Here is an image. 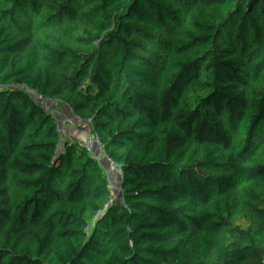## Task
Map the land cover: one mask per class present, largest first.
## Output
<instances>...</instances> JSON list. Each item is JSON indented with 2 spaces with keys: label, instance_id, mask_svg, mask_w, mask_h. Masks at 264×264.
Masks as SVG:
<instances>
[{
  "label": "trees",
  "instance_id": "trees-1",
  "mask_svg": "<svg viewBox=\"0 0 264 264\" xmlns=\"http://www.w3.org/2000/svg\"><path fill=\"white\" fill-rule=\"evenodd\" d=\"M48 1L115 23L111 0ZM123 3L178 14L205 87L264 114V0ZM91 25L0 0V228L46 264H264V123L194 90L172 30L128 37L100 112L113 53Z\"/></svg>",
  "mask_w": 264,
  "mask_h": 264
},
{
  "label": "built area",
  "instance_id": "built-area-1",
  "mask_svg": "<svg viewBox=\"0 0 264 264\" xmlns=\"http://www.w3.org/2000/svg\"><path fill=\"white\" fill-rule=\"evenodd\" d=\"M34 3L42 6L49 5L48 0H34ZM111 3L112 12L110 14V18H112L115 21L114 24H117L118 26H121L124 23H133L145 29V32L143 33L150 34L157 29L156 25L158 23H161L162 25L167 23L182 24L181 17L178 14L172 12H159L155 15H146L142 18H135L128 13L123 0H111ZM170 27L174 29V31H180V29L175 25H170ZM91 28L96 34L102 37L104 46L109 48L113 53L112 66L107 74L100 102V112H103L104 110H106L108 98L113 88L114 74L121 64L124 50L130 46L132 40L128 39V37H123V40H118L116 36L115 38H113L106 33V30H108L107 28L93 22ZM231 78L235 79V76L231 75ZM218 94L224 96L232 106H248L247 103L236 94L231 86L228 87L227 91H218ZM0 245L7 249L11 264H46L45 253L43 251H34L27 246L21 236L16 235L13 232H7L1 228Z\"/></svg>",
  "mask_w": 264,
  "mask_h": 264
},
{
  "label": "water",
  "instance_id": "water-1",
  "mask_svg": "<svg viewBox=\"0 0 264 264\" xmlns=\"http://www.w3.org/2000/svg\"><path fill=\"white\" fill-rule=\"evenodd\" d=\"M12 1L19 4L23 9H26L28 11H31V10L58 11V10H63V9H71V10H74V11L80 13L85 19H87L91 22H94V23H96L102 27H105V28H107L113 32L125 35L127 37H132L135 39L140 38V39H144V40H150L162 32H166L169 30L174 31V29H172L170 27V25H175L180 29V31H177V30H175V31L180 33L181 38H182V43H181L180 49L177 53V56L179 59V68L183 72V74L188 78V80H189L190 84L192 85V87L194 88V90L200 96H202L206 101H208L211 105H213L214 107L224 109V110L229 111V112L234 113V114H239V115L255 118V119L264 123V114L261 113L260 111L256 110V109H254V108H251L249 106H247V107L246 106H232L230 104L221 102L207 87H205L201 78H199V76L197 74L192 72L189 69V67L183 62V60L181 58V51L185 49V50H187L188 58L190 60L191 66L192 65L194 66L193 61L191 59V55H190V43H189L190 37H189L187 29L181 23L163 24L160 28L156 29L154 32L148 34V33H143V32L132 31V30H129L125 27L118 26L117 24H114L112 22H108L102 18H99L98 16H96L91 11L82 9L80 7L73 5V4H59V5L51 4V5H47V6H42V5L31 4L26 0H12ZM193 82H197L199 84V86L207 93V95L209 97L201 94L194 87Z\"/></svg>",
  "mask_w": 264,
  "mask_h": 264
},
{
  "label": "bare ground",
  "instance_id": "bare-ground-1",
  "mask_svg": "<svg viewBox=\"0 0 264 264\" xmlns=\"http://www.w3.org/2000/svg\"><path fill=\"white\" fill-rule=\"evenodd\" d=\"M181 58H182V60H183V62L189 67V69L192 71V72H194V70H193V65L191 66V63H190V60H189V58H188V53H187V50H182L181 51ZM195 73V72H194ZM196 74V73H195ZM193 84H194V87L201 93V94H203L204 96H207V97H209L208 95H207V93L199 86V84L197 83V82H193Z\"/></svg>",
  "mask_w": 264,
  "mask_h": 264
},
{
  "label": "rangeland",
  "instance_id": "rangeland-1",
  "mask_svg": "<svg viewBox=\"0 0 264 264\" xmlns=\"http://www.w3.org/2000/svg\"><path fill=\"white\" fill-rule=\"evenodd\" d=\"M106 33H107L109 36L111 35V37H113V38H115V36L118 35V33L113 32V31H110V30H106ZM114 35H115V36H114ZM122 40H123V39H122ZM193 70H194V72L196 73L194 66H193ZM198 76H199V75H198ZM199 77H200V76H199Z\"/></svg>",
  "mask_w": 264,
  "mask_h": 264
},
{
  "label": "crops",
  "instance_id": "crops-1",
  "mask_svg": "<svg viewBox=\"0 0 264 264\" xmlns=\"http://www.w3.org/2000/svg\"><path fill=\"white\" fill-rule=\"evenodd\" d=\"M111 36V35H110ZM115 36V35H114ZM124 36H120V35H116V38H118V40L122 39ZM134 42V41H133ZM32 264H37V263H32Z\"/></svg>",
  "mask_w": 264,
  "mask_h": 264
}]
</instances>
